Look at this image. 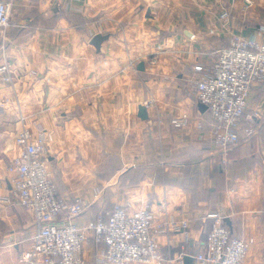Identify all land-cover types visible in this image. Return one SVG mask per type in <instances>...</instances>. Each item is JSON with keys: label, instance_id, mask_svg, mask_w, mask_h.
Segmentation results:
<instances>
[{"label": "crops", "instance_id": "0c3cea01", "mask_svg": "<svg viewBox=\"0 0 264 264\" xmlns=\"http://www.w3.org/2000/svg\"><path fill=\"white\" fill-rule=\"evenodd\" d=\"M13 23L14 85L0 78V264H23L38 231L32 210L4 200L20 116L45 132L58 193L91 201L79 224L121 203L148 208L155 225L179 226L156 232L157 256L141 264H187L185 255L202 264L213 214L249 243L247 264H264V84L247 109L259 113L256 134L227 152L193 89L194 66L210 63L234 34L264 35V0H17ZM96 34L108 36L100 50ZM185 115L187 125L171 123ZM98 249L87 244L89 264Z\"/></svg>", "mask_w": 264, "mask_h": 264}, {"label": "built area", "instance_id": "2783aa9c", "mask_svg": "<svg viewBox=\"0 0 264 264\" xmlns=\"http://www.w3.org/2000/svg\"><path fill=\"white\" fill-rule=\"evenodd\" d=\"M251 5L253 0H245ZM17 0H0V78L14 85L15 75L7 56L8 36L13 23ZM228 19L229 12L222 15ZM264 31L261 26L260 33ZM164 46L159 44L150 62L156 63ZM198 77L193 83L195 99L207 106L212 117L215 145L223 152L249 141L258 129L257 111L247 112L251 93L257 84H264V35L246 39L234 34L228 45L216 50L207 64L194 66ZM21 130L15 142L18 154L10 171L12 194L4 198L15 201L34 213L38 231L29 249L23 253V264H89L85 248L93 243L99 249L93 264H141L157 256L156 232L178 229L179 226L155 225L148 209L130 211L129 205L116 203L85 225L78 223L88 212L91 201L76 198L72 202L58 193L46 158L45 132L33 133L20 116ZM189 122V116L173 118L175 127ZM242 127V128H241ZM243 129L244 136L239 130ZM206 251L197 255L202 264H247L249 243L231 234L223 217L213 214Z\"/></svg>", "mask_w": 264, "mask_h": 264}, {"label": "water", "instance_id": "95a60500", "mask_svg": "<svg viewBox=\"0 0 264 264\" xmlns=\"http://www.w3.org/2000/svg\"><path fill=\"white\" fill-rule=\"evenodd\" d=\"M107 38H108L107 35L96 34L92 38L91 43L96 47L97 50H100L101 45H102V42L104 40H106ZM139 68L140 69H143L144 68V63H140ZM200 107L201 108H204V109H207V106L204 103H201V102H200ZM139 116L142 119H147L148 118V113H147L146 107H144L142 105L139 106ZM184 259L186 260V263L187 264H191V261L193 260V258L191 256H189V255H185V258Z\"/></svg>", "mask_w": 264, "mask_h": 264}]
</instances>
